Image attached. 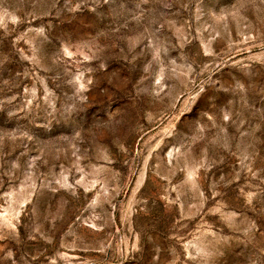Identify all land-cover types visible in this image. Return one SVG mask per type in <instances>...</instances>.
Here are the masks:
<instances>
[{"label":"rangeland","instance_id":"1","mask_svg":"<svg viewBox=\"0 0 264 264\" xmlns=\"http://www.w3.org/2000/svg\"><path fill=\"white\" fill-rule=\"evenodd\" d=\"M0 264H264V0H0Z\"/></svg>","mask_w":264,"mask_h":264}]
</instances>
